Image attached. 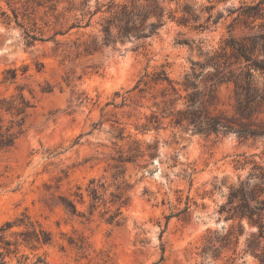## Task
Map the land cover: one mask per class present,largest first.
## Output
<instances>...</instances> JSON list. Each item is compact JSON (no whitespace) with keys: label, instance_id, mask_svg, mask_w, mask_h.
I'll use <instances>...</instances> for the list:
<instances>
[{"label":"rangeland","instance_id":"rangeland-1","mask_svg":"<svg viewBox=\"0 0 264 264\" xmlns=\"http://www.w3.org/2000/svg\"><path fill=\"white\" fill-rule=\"evenodd\" d=\"M108 1L0 0V99L29 105L0 110V142L14 135L0 148V251L9 263L259 264L242 253L255 228L242 221L236 238L227 202L253 162L264 168V138L174 126L167 84L138 80L164 68L183 94L211 52L264 32V0H158L156 35L104 44ZM234 102L221 84L209 108L231 115Z\"/></svg>","mask_w":264,"mask_h":264},{"label":"trees","instance_id":"trees-1","mask_svg":"<svg viewBox=\"0 0 264 264\" xmlns=\"http://www.w3.org/2000/svg\"><path fill=\"white\" fill-rule=\"evenodd\" d=\"M74 1L68 0L71 7ZM99 8L100 6L95 13L101 11ZM184 11L187 12L185 8ZM105 12H108L109 16L104 19L101 28L104 44L113 43L118 38L145 40L156 35L163 23L164 10L158 0L150 1L143 8H138L133 2L120 4L109 0ZM5 18L10 19L8 15H5ZM197 27L206 28L203 24ZM30 37L36 39L33 35ZM198 68H200L199 73H196L194 68L191 69L193 79L185 77L182 84L183 94L179 92V88L175 87L164 68L145 73L138 80V86L149 83L167 84L159 92L160 102L164 106L163 112L166 113L162 117L169 118L174 126L186 127L193 132L205 135L234 133L243 140L264 138V120H257L258 115L264 112V32L241 40L230 39L219 49L211 52L203 64H198ZM205 69L208 70L205 71ZM255 74L258 79L254 77ZM198 78L208 83V87L199 89L196 82ZM229 83L233 85L235 101L233 114L228 115L222 111L211 110L209 106L215 98L217 85ZM178 102L180 105L176 106ZM27 106H29L28 103L22 97L17 104H14L12 100L0 99V110L5 108L6 112H11L15 108L16 113L19 114ZM154 122L159 120L156 119ZM6 138L7 140L0 142V148L9 145L14 135L8 133ZM262 157H264V150ZM227 204H229L227 211L230 212L228 218L238 220L236 238L245 232L242 221L245 220L248 228H255V231L249 229L248 232L246 231L247 236L242 253H250L259 264H264V168L262 165L253 162L252 171L246 179L229 192ZM232 233H234L233 230L229 231L227 236H231ZM35 236L39 240V237ZM41 240L46 242L49 239ZM10 244L12 243L5 242L6 253L10 252ZM210 250H215L212 244L205 248L206 252ZM0 264L48 263L43 256L37 254L21 255L9 263L5 259V253L0 251Z\"/></svg>","mask_w":264,"mask_h":264}]
</instances>
